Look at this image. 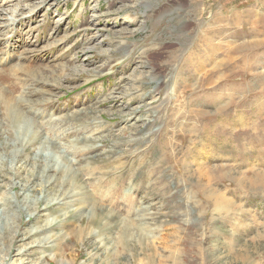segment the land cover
I'll return each instance as SVG.
<instances>
[{
	"label": "rangeland",
	"instance_id": "1",
	"mask_svg": "<svg viewBox=\"0 0 264 264\" xmlns=\"http://www.w3.org/2000/svg\"><path fill=\"white\" fill-rule=\"evenodd\" d=\"M1 1L0 55L18 31L47 77L0 72L37 91L0 103V264H264V0ZM194 1L220 50L187 71Z\"/></svg>",
	"mask_w": 264,
	"mask_h": 264
},
{
	"label": "bare ground",
	"instance_id": "2",
	"mask_svg": "<svg viewBox=\"0 0 264 264\" xmlns=\"http://www.w3.org/2000/svg\"><path fill=\"white\" fill-rule=\"evenodd\" d=\"M45 0H41L40 3H41V6L42 7H46L45 3H43ZM69 1V0H68ZM118 1V0H117ZM131 1H136V0H131ZM6 2V1H5ZM9 2V1H8ZM23 2V1H22ZM114 2V0H113ZM195 2V3H194ZM192 2V8L194 9L193 12H195V17H194V35L191 36V38L189 37V34L188 35H185V34H182V36L184 38H186L185 41H181V39L179 38L180 40V44H181V47L182 49H188V54H187V58L186 57H182V60L184 61L182 66H181V69H186L187 71L190 70V68L195 65L197 67H202V68H205V66L207 65V58L205 57V55H207V52L214 57V55H218L219 53V50L220 48H217V47H210L209 51L207 50L208 49V46H207V49L205 48L203 50V53L200 52V50L198 49V47L200 46L199 45V40L203 37L205 39H207L208 41L210 40V32L208 31L207 28H205V14H206V11H207V6L205 5L204 2H196L194 1ZM63 3V2H62ZM76 3V2H75ZM57 4V3H56ZM80 4V3H79ZM3 5L2 1L0 0V6ZM205 5V6H204ZM56 7V5H54ZM58 6V5H57ZM80 6V5H79ZM26 7V6H25ZM76 7V6H75ZM111 7V6H110ZM110 7L108 9L107 12H109V14L111 13L110 11ZM28 8V7H27ZM23 9V8H21ZM5 10V9H4ZM3 10V11H4ZM29 10V9H28ZM27 10V13L28 15L27 16H21V17H27L26 19H22L20 18V15L17 16L16 18H19V19H13V22L15 23V21H17V23H22L23 20L25 22V20H32V21H36L38 20V10L35 9V6L34 8L30 11ZM1 11V10H0ZM7 11V10H6ZM23 11V10H22ZM26 11V10H25ZM53 11V10H52ZM75 11V10H74ZM50 12V11H49ZM19 13H20V9H19ZM95 13V12H94ZM113 13V12H112ZM24 14V13H23ZM108 14V13H107ZM48 15V14H47ZM46 16V15H45ZM50 16V15H49ZM109 16V15H108ZM94 17H97L96 15H94ZM148 17V16H147ZM88 19V18H87ZM99 19V18H98ZM97 19V20H98ZM7 21H11V19H6ZM93 21V20H92ZM30 22V21H29ZM28 22V24H29ZM40 21H37V25L39 24ZM65 22V20H64ZM86 22V21H85ZM23 24V23H22ZM3 25V24H2ZM35 25V24H34ZM44 25V24H42ZM47 25H48V22H47ZM4 26V25H3ZM36 26V25H35ZM34 26V27H35ZM51 27V25H49ZM63 26V24H62ZM91 26V25H90ZM87 27V28H83L81 31L84 32V35H83V38H81L83 40V43H82V52L83 54H86L88 53V51L92 50V49H95L97 48V44L96 42H94L95 40V37L96 35H91V36H87L88 32H91L93 30L92 27ZM1 27V26H0ZM43 27V26H42ZM56 28L59 27V25L55 26ZM7 28V27H6ZM5 28V29H6ZM38 28V27H37ZM48 28V27H47ZM25 29V28H24ZM223 29L224 27L223 26H217V28L214 29L215 32H217L220 36H221V33L223 32ZM3 30V29H2ZM15 30V29H14ZM46 30V28H45ZM104 30V29H103ZM10 31H12V29L10 28ZM8 31V32H10ZM27 31V30H26ZM48 31V30H47ZM64 31V30H63ZM68 31V30H67ZM3 32V31H2ZM57 32V31H56ZM11 33V32H10ZM31 33V31H30ZM58 33V32H57ZM65 33V32H64ZM22 34V33H21ZM24 34V33H23ZM47 34V33H46ZM59 34V33H58ZM18 35V31L16 32V38H19V40L15 39V45L12 47V44L10 45V50L7 48V52H4L3 54L0 55V72L2 71H8V76L9 78H16V77H12L11 74H14L16 71L18 70H21L26 76L28 77H31L30 79L33 80V81H36V82H39V83H43V84H46V75H44L42 72H39L37 71L36 68H34L32 65H24V62L22 61L23 59H26L28 58L27 55L25 54H20V53H15V51L17 49L20 48V46H16L18 45V42L20 43L21 41L24 40V42L26 43H29L30 42V39L29 37L27 39L23 38V37H19L17 36ZM27 35V34H26ZM75 35L74 34H68L65 39L61 38L59 43L61 44L62 42H65L66 40H68L69 38L71 39V37ZM79 35V34H78ZM3 35L0 34V37H2ZM29 36V35H28ZM48 36V35H47ZM62 36V35H61ZM76 36V35H75ZM194 36V38H193ZM32 38V37H31ZM34 38V37H33ZM37 38V37H36ZM80 38V37H79ZM55 39V38H54ZM59 39V38H58ZM2 41V39H0ZM52 40V39H51ZM9 41V40H8ZM35 41V40H34ZM56 41V39H55ZM13 42V41H12ZM23 42V43H24ZM69 42V41H68ZM9 43V42H8ZM22 43V42H21ZM51 43V42H50ZM56 43V42H55ZM58 43V41H57ZM56 43V44H57ZM74 43V42H73ZM77 43V42H76ZM80 43V45H81ZM95 44V45H92V44ZM30 44V43H29ZM67 45V44H65ZM75 45V44H74ZM52 46V45H51ZM67 47V46H66ZM69 47V46H68ZM81 47V46H80ZM62 48V47H61ZM64 48V47H63ZM79 48V47H77ZM76 48V49H77ZM56 49V48H55ZM75 49V48H74ZM24 50H26L27 52H29L31 49L29 48H24ZM58 50V49H57ZM66 50V49H64ZM73 50V49H72ZM75 51V50H74ZM74 51H71L74 53ZM80 51V50H79ZM33 52V51H32ZM66 52V51H65ZM64 52V53H65ZM69 52V51H67ZM77 52V51H76ZM60 54V53H59ZM67 54V53H66ZM79 54V53H78ZM47 55V54H46ZM61 55V54H60ZM64 55V54H62ZM71 55V54H70ZM58 56V55H57ZM72 56V55H71ZM75 56V55H74ZM63 57V56H62ZM77 57V56H76ZM59 58V57H58ZM83 58V57H82ZM175 59V58H174ZM176 59H180V57H176ZM84 60V59H83ZM86 61H89L87 58H86ZM115 61V60H114ZM64 64V63H63ZM61 65V64H60ZM67 65V64H66ZM66 65H62V67L64 68H67ZM186 65H189L185 68ZM175 66V65H174ZM180 66V65H178ZM49 67V66H48ZM61 67V69H62ZM51 68V67H50ZM137 68V67H136ZM135 68V69H136ZM70 70H77L79 69L78 66H75V67H71L69 68ZM30 70V71H29ZM50 70V69H49ZM53 73V72H52ZM63 73V72H62ZM144 75L141 76V78L143 79ZM18 78V77H17ZM51 78V77H50ZM25 79V78H24ZM48 79V78H47ZM159 79V78H158ZM153 80L152 84L155 85L156 88L160 87L161 85V81L159 80ZM15 80V79H14ZM30 80V81H31ZM17 81H20V80H17ZM16 81V83L18 84V82ZM29 81V79H25V82H23V84L25 83V89L23 90V93H21V96H18V95H13L11 94L10 92H8L5 88V85H1L0 83V103L3 102L5 103V106H4V109L6 111V114H9L10 117L12 118V115L13 114H16V113H21V106L20 104H18L17 101H22V99L26 96H31L32 94H35L37 93V91H35L34 89V86H32L31 83L27 82ZM138 81V79H137ZM15 82V81H14ZM21 82V81H20ZM32 82V81H31ZM34 82V83H36ZM49 83V82H47ZM13 84V83H12ZM20 84V83H19ZM42 86V85H41ZM11 87V86H10ZM13 89V88H12ZM11 90V89H10ZM15 90V89H14ZM156 92V89H152L150 90V93L151 95L153 94V92ZM39 92V90H38ZM116 92V91H115ZM135 95V92H129L126 94V96H129V97H133ZM114 97V96H113ZM120 97V96H119ZM118 98V97H117ZM28 108V107H27ZM18 111V112H17ZM136 111V110H135ZM39 112V111H38ZM19 116H16L15 119H18ZM147 118V117H146ZM157 119V118H156ZM152 121V120H150ZM28 124V123H27ZM14 128L15 130L17 131H24V130H27V126L26 124L22 123L20 124L18 121H16L14 123ZM76 173V172H75ZM74 173V174H75ZM48 200V198H47ZM145 211V210H144ZM35 212V211H34ZM35 213H31V212H28V215L29 216H33ZM49 220V219H48ZM47 220V221H48ZM46 223V222H45ZM43 224V223H42ZM47 224V223H46ZM45 224V225H46ZM34 231H36L35 227L32 228V230H30V233H33Z\"/></svg>",
	"mask_w": 264,
	"mask_h": 264
}]
</instances>
